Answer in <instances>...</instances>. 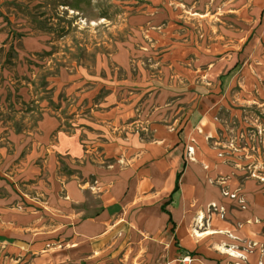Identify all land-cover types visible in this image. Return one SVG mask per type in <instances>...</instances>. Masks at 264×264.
I'll list each match as a JSON object with an SVG mask.
<instances>
[{
  "label": "crops",
  "instance_id": "0c3cea01",
  "mask_svg": "<svg viewBox=\"0 0 264 264\" xmlns=\"http://www.w3.org/2000/svg\"><path fill=\"white\" fill-rule=\"evenodd\" d=\"M245 2L234 11L242 12ZM252 2L263 7L247 48L260 44L262 51L264 0ZM15 36L22 50L41 56V63L33 64L46 68L45 75H20L10 87H0V99L5 89L1 103L12 104L13 91L22 103L30 96L39 111L33 127H9L11 118L3 117L4 109L0 113V236L23 249L24 264H179L178 257L185 255L191 264H261L264 183L252 177L240 181L244 173L237 162L216 150L222 115L231 108L220 89L232 81L228 73L218 84L208 79L177 83L183 93L169 91L171 106L177 118V98L186 100V117L178 128L177 120L163 125L164 134L150 140L135 130L134 105L118 100L116 86L106 89L108 96H96L80 75L82 63L58 64L37 35ZM13 39L0 31V50L8 44L13 51ZM235 63L229 69L238 68ZM93 65L95 72L88 74L96 73ZM203 67L190 71L208 75L210 68ZM28 84L33 92L26 91ZM9 211H29L31 220L12 222ZM11 227L30 231L6 232Z\"/></svg>",
  "mask_w": 264,
  "mask_h": 264
},
{
  "label": "rangeland",
  "instance_id": "374dc122",
  "mask_svg": "<svg viewBox=\"0 0 264 264\" xmlns=\"http://www.w3.org/2000/svg\"><path fill=\"white\" fill-rule=\"evenodd\" d=\"M224 1L0 0V31L14 36L13 51L8 44L4 51L0 50V66L5 68L0 72V87H10L20 75L35 79L46 74V68L33 64L41 63V56L22 50L20 38L15 36L37 35L43 43L42 49L55 52L56 63H82L78 67L80 75L85 86L96 89V96H108L110 90L106 89L116 86L118 100L132 101L134 105L135 130L153 140L164 134L163 125L177 120L178 128L186 117V100L177 98V118L171 106L173 95L169 91L183 93L177 83L208 79L218 84L228 73L232 81L220 89L229 96L227 102L231 108L222 115L216 150L223 159L237 162V169L244 173L240 181L252 177L256 183H264V69L257 70L264 66V50L261 51L260 44L247 48L248 35L257 25L259 9L263 6L255 7L252 0V3L234 0L230 4H223ZM243 1L247 4L242 12H235L234 8ZM74 3L79 9L72 8ZM6 52L10 55L8 59ZM232 53L234 57L230 58ZM93 63H97L96 73L88 74L95 72ZM233 63L239 67L231 70ZM196 65L210 68L206 71L208 75L201 70L197 74L190 71ZM28 88V93L34 91L33 85L28 84ZM160 88L166 90L165 96L160 95ZM68 93L75 92L70 89ZM4 95L5 89L0 101ZM30 99L28 96L22 103L12 91V106L0 102V113L4 109L3 117L11 118L8 126L25 123L33 127L39 111ZM11 107L25 113H13ZM33 109L35 112H29ZM142 126L147 129H141ZM149 127L156 128L157 132ZM0 199L4 200L1 196ZM10 200L7 197L9 204L15 203ZM6 214L8 220L20 225L31 220L29 211ZM8 231L30 230L11 227ZM5 236H0V264H24L23 249L14 246L13 240ZM103 264L120 263L106 260Z\"/></svg>",
  "mask_w": 264,
  "mask_h": 264
},
{
  "label": "built area",
  "instance_id": "2783aa9c",
  "mask_svg": "<svg viewBox=\"0 0 264 264\" xmlns=\"http://www.w3.org/2000/svg\"><path fill=\"white\" fill-rule=\"evenodd\" d=\"M223 194L224 195H228L229 194V196L231 198L236 197L235 193H228L227 191H223ZM239 201L243 202V200L240 197H239ZM242 206H244V205H242ZM177 261H178L179 264H191V257L189 255L179 256Z\"/></svg>",
  "mask_w": 264,
  "mask_h": 264
},
{
  "label": "trees",
  "instance_id": "16d2710c",
  "mask_svg": "<svg viewBox=\"0 0 264 264\" xmlns=\"http://www.w3.org/2000/svg\"><path fill=\"white\" fill-rule=\"evenodd\" d=\"M71 6L73 7V8H78L77 7V5L74 3V4H71ZM178 188V186L177 187H175V190Z\"/></svg>",
  "mask_w": 264,
  "mask_h": 264
},
{
  "label": "bare ground",
  "instance_id": "6f19581e",
  "mask_svg": "<svg viewBox=\"0 0 264 264\" xmlns=\"http://www.w3.org/2000/svg\"><path fill=\"white\" fill-rule=\"evenodd\" d=\"M240 255V254H239Z\"/></svg>",
  "mask_w": 264,
  "mask_h": 264
}]
</instances>
